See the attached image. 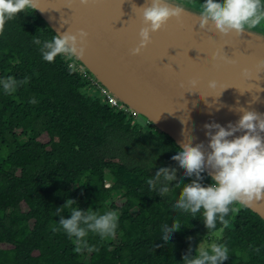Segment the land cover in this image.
Wrapping results in <instances>:
<instances>
[{
    "label": "trees",
    "instance_id": "16d2710c",
    "mask_svg": "<svg viewBox=\"0 0 264 264\" xmlns=\"http://www.w3.org/2000/svg\"><path fill=\"white\" fill-rule=\"evenodd\" d=\"M200 3L187 1L197 8ZM55 35L34 8L0 25V79L18 82L12 93L0 88V244L9 245L0 247V264H182L204 241L228 246L224 264H264V219L234 203L227 224L217 221L209 231L201 214L192 218L173 209L183 184L197 179L171 158L179 145L150 122L143 129L139 114L108 103L103 86L75 57L43 60L34 39ZM129 134L153 139L163 166L174 164L170 183L114 153ZM148 177L169 192L150 191ZM200 182L211 183L205 170ZM114 197L123 201L110 204ZM69 199L83 210L119 211L115 238L102 240L90 232L91 250L77 252L74 238L58 230L69 209L55 211ZM173 220L181 229L161 241L160 225Z\"/></svg>",
    "mask_w": 264,
    "mask_h": 264
},
{
    "label": "water",
    "instance_id": "95a60500",
    "mask_svg": "<svg viewBox=\"0 0 264 264\" xmlns=\"http://www.w3.org/2000/svg\"><path fill=\"white\" fill-rule=\"evenodd\" d=\"M173 1L184 9L200 10ZM150 3L35 0L34 9L56 34L69 31L79 36L84 30V53L75 58L103 88L178 145L201 144L207 158L211 151L207 133L217 129L206 124L236 125L242 110L264 115V31L221 34L210 20L201 28L199 14L185 9L153 32L140 53L133 54L140 46V30L147 26L141 7ZM211 80L217 82L215 87L209 86ZM245 131L238 130L234 136ZM205 171L214 172L207 164ZM246 207L264 219V199Z\"/></svg>",
    "mask_w": 264,
    "mask_h": 264
},
{
    "label": "clouds",
    "instance_id": "9594fccd",
    "mask_svg": "<svg viewBox=\"0 0 264 264\" xmlns=\"http://www.w3.org/2000/svg\"><path fill=\"white\" fill-rule=\"evenodd\" d=\"M87 3V0H83ZM35 0H0V25L7 19L26 9L34 8ZM199 20L197 24L203 28L210 20L221 34L235 31L242 34L245 29H253L264 22V0H201ZM143 8V18L146 27L140 30V46L133 49V54L140 53L141 49L149 44L152 33L160 30L171 17H179L183 10L173 0H151ZM37 9V8H36ZM87 36L84 30L77 34L66 32L53 36L50 40L36 38L34 43L40 45L42 58L53 62L57 56L76 57L84 53L83 41ZM218 56L213 54V58ZM264 63V62H262ZM245 74L248 70L244 69ZM195 83V81H191ZM216 81H209L210 87L216 86ZM18 82L8 77L0 79V88L5 93H12ZM30 103H36L35 99ZM243 114L236 125L227 128L220 124H206L208 129L216 128L214 133L209 131V147L207 153L202 145L193 146L190 141L181 143L171 152L175 159L185 169L186 176H195L191 183H184L179 194L174 198L172 208L183 213H191L192 218L202 215L205 227L212 231L217 221L227 224L225 219L234 203L247 206L248 202L264 199V115L252 111L242 110ZM246 130L243 135L234 136L238 130ZM229 137H233L229 139ZM210 166L214 172L209 173L211 183L204 185L200 182L201 173L205 166ZM175 169L167 167L157 169L159 180L174 179ZM150 191L168 193L167 185L160 184L155 178H146ZM178 183L176 186H179ZM76 202L69 199L62 208L55 209L60 213L64 208L69 209V217H61L59 229H62L69 238H74L76 251L91 250L87 239L89 233L97 234L102 240L114 239L119 228V215L116 211L99 213L89 208L83 210ZM182 224L173 220L171 224L160 225L161 241H166L173 233L181 229ZM229 248L224 243H211L208 248L199 247L194 256L185 255L182 264H224L229 259Z\"/></svg>",
    "mask_w": 264,
    "mask_h": 264
},
{
    "label": "rangeland",
    "instance_id": "374dc122",
    "mask_svg": "<svg viewBox=\"0 0 264 264\" xmlns=\"http://www.w3.org/2000/svg\"><path fill=\"white\" fill-rule=\"evenodd\" d=\"M264 22H262V25ZM264 31V30H263ZM137 121L141 124L144 125L143 129H146L145 125H146V120L141 117L140 115L137 116ZM154 132L159 133L158 130L153 129ZM42 141H47L48 138L46 136L41 137ZM153 139L148 138L144 135H140L138 134L136 135H131L129 134L128 136H126V138L119 143V146H117V148L115 149L116 154L121 155L126 162H128L129 164H140L142 166H146L150 169L151 172H153L154 174H157V169L163 166V156H162V152L158 149L157 145L153 143ZM163 160V162H162ZM168 170L169 168L174 167L173 163H170V161L167 163ZM165 167V166H164ZM170 171V170H169ZM108 184H111V182H107ZM79 187V185H75L74 188L77 189ZM114 200H116V197H114L112 199V201L110 200V204L112 202H114ZM123 200L121 198H119L118 200H116L117 203H121ZM93 202L92 205L93 206ZM24 208L26 209V206H24ZM118 213V215L120 216V212L116 211ZM220 232V231H219ZM209 243H207L206 241H204L203 243L200 244L199 247H204V248H208L209 247ZM9 245L6 244H0V247H8Z\"/></svg>",
    "mask_w": 264,
    "mask_h": 264
},
{
    "label": "built area",
    "instance_id": "2783aa9c",
    "mask_svg": "<svg viewBox=\"0 0 264 264\" xmlns=\"http://www.w3.org/2000/svg\"><path fill=\"white\" fill-rule=\"evenodd\" d=\"M102 91H103L106 99L108 100V103H110L112 106L122 108V105L117 98L111 96L105 89H102Z\"/></svg>",
    "mask_w": 264,
    "mask_h": 264
},
{
    "label": "bare ground",
    "instance_id": "6f19581e",
    "mask_svg": "<svg viewBox=\"0 0 264 264\" xmlns=\"http://www.w3.org/2000/svg\"><path fill=\"white\" fill-rule=\"evenodd\" d=\"M174 2V1H173ZM175 4H177V5H180L179 3H177V2H174ZM185 7V6H184ZM185 9L186 10H189L191 13H193V14H198L199 13V11L198 10H196V9H193V8H190V7H185ZM87 70V69H86ZM97 81V80H96ZM98 82V81H97ZM104 89V88H103ZM106 90V89H105ZM120 102V101H119ZM121 105H122V108H126V110L127 111H130V112H134L135 113V115H138V113H136V111H134V110H132V109H130L129 107H127V106H125V105H123L122 103H121ZM120 108V107H119Z\"/></svg>",
    "mask_w": 264,
    "mask_h": 264
},
{
    "label": "flooded vegetation",
    "instance_id": "af4514ba",
    "mask_svg": "<svg viewBox=\"0 0 264 264\" xmlns=\"http://www.w3.org/2000/svg\"><path fill=\"white\" fill-rule=\"evenodd\" d=\"M180 1L184 2V0H180ZM187 1H188V0H186V2H185V3H187Z\"/></svg>",
    "mask_w": 264,
    "mask_h": 264
}]
</instances>
